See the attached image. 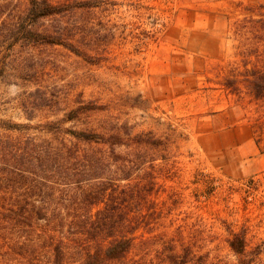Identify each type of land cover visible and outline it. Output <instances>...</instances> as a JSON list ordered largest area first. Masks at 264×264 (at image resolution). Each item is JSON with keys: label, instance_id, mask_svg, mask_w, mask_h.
<instances>
[{"label": "rangeland", "instance_id": "obj_1", "mask_svg": "<svg viewBox=\"0 0 264 264\" xmlns=\"http://www.w3.org/2000/svg\"><path fill=\"white\" fill-rule=\"evenodd\" d=\"M262 2L95 0L92 8L48 19L49 29L72 30L91 58L60 45L15 44L0 74V120L43 123L80 99L94 101L102 108L62 126L163 141L146 148L143 165L162 185L150 196L161 212L145 234V264H167L172 237L191 247L190 264H264V125H256L248 97L239 102L221 86L229 67L242 68L234 25ZM25 95L49 101L31 121ZM26 132L52 138L41 128ZM232 232L244 236L241 255L228 245ZM19 253L12 264H47L41 252Z\"/></svg>", "mask_w": 264, "mask_h": 264}, {"label": "trees", "instance_id": "obj_2", "mask_svg": "<svg viewBox=\"0 0 264 264\" xmlns=\"http://www.w3.org/2000/svg\"><path fill=\"white\" fill-rule=\"evenodd\" d=\"M17 3L0 2V74L6 51L17 43L60 45L91 58L75 44L72 30L62 25L49 29L46 21L92 8L95 0ZM247 11L252 14L234 25L243 40L242 68L229 67L221 86L239 102L248 97L256 106V125L263 129L264 2ZM21 104L31 121L34 109L49 101L46 95H25ZM101 108L80 99L59 119L37 124L0 120V264H12L10 259L27 249L47 255V264H145V234L152 233L161 212L150 196L162 185L143 165L146 148H158L163 141L146 133L62 126ZM39 128L52 138L26 132ZM176 242L174 237L166 242L162 261L190 264L191 247ZM228 245L241 255L244 236L232 232Z\"/></svg>", "mask_w": 264, "mask_h": 264}]
</instances>
